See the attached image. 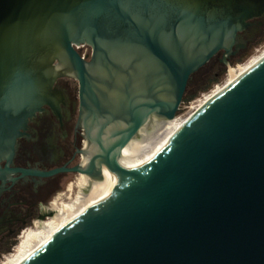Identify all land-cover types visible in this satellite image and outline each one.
Wrapping results in <instances>:
<instances>
[{"label": "water", "instance_id": "95a60500", "mask_svg": "<svg viewBox=\"0 0 264 264\" xmlns=\"http://www.w3.org/2000/svg\"><path fill=\"white\" fill-rule=\"evenodd\" d=\"M256 18L264 0H0V180L29 121L59 113L67 75L98 151L86 168L16 171L94 174L107 155L117 173L110 198L23 264H264V60L184 129L162 130L192 75Z\"/></svg>", "mask_w": 264, "mask_h": 264}, {"label": "flooded vegetation", "instance_id": "af4514ba", "mask_svg": "<svg viewBox=\"0 0 264 264\" xmlns=\"http://www.w3.org/2000/svg\"><path fill=\"white\" fill-rule=\"evenodd\" d=\"M251 24L246 31L240 33L241 38L237 39L230 55L221 51L205 65L213 62L204 78V85L210 80H219L232 60L243 58L254 45L264 39V19H253ZM77 51L82 57V53L88 51L84 59L90 60L92 55L90 46H80ZM72 78L74 77L67 75L57 80L55 86L65 96V102L60 104L59 113L45 106L43 112L37 113L29 121L26 135L18 141L16 155L9 165L10 171L5 180H0V248L12 245L10 241L16 239L24 227L32 224L34 218L55 211V208L61 205L64 194L55 200L52 198L63 188L67 175L71 174L64 172L51 177L24 176L16 170L48 172L62 167L69 169L78 167L83 163L81 157L85 150L83 147L87 139V130L81 121L80 103L77 108V101L71 96ZM75 83H78L76 79ZM6 164L7 162H3L1 165L5 168ZM43 204H49V207L41 206L37 210L39 205ZM39 224L41 221H36L33 229ZM28 231L30 232L31 229L25 230L20 239Z\"/></svg>", "mask_w": 264, "mask_h": 264}, {"label": "bare ground", "instance_id": "6f19581e", "mask_svg": "<svg viewBox=\"0 0 264 264\" xmlns=\"http://www.w3.org/2000/svg\"><path fill=\"white\" fill-rule=\"evenodd\" d=\"M263 60L264 51L254 58L238 76L234 77L223 86H217V89L206 96L205 99L195 103L196 105H193L192 110L186 116L180 119H175V117L164 121L162 123V130L164 132L173 133L184 129L201 111L219 98L225 91ZM96 134L97 132L94 126L89 131L88 135L92 141H89L88 138L85 140L83 147L85 148V150H83L85 160L81 165L82 168H86L90 165L91 156L98 151V146L95 141ZM92 164L94 174L82 173L85 180L78 189L75 200L70 204L60 207L49 219L44 221L39 220L41 224L37 226L38 231L29 232L17 250L16 256L4 264H23L65 228L106 201L115 193L117 187V173L112 169V162L108 156L98 155Z\"/></svg>", "mask_w": 264, "mask_h": 264}, {"label": "rangeland", "instance_id": "374dc122", "mask_svg": "<svg viewBox=\"0 0 264 264\" xmlns=\"http://www.w3.org/2000/svg\"><path fill=\"white\" fill-rule=\"evenodd\" d=\"M264 51V39L260 42H258L256 45H254L252 47V49L243 57L240 59H234L229 63V66H227L226 70L224 71L223 76L215 83L212 84V86L210 87L209 90L205 91L202 88L205 86L203 84L204 82V78L207 74V72L209 71L211 65L213 62H211L209 65L205 66L203 69H201L199 72H197L193 77L192 80L190 82V85L186 91V95H189L191 93H197V97L190 101V102H184V104L181 106V111L178 113V115L176 116L175 119H180L184 116H186L191 110L193 105H196L195 103H197L200 100H203L206 98V96H208L209 94H211L213 91H215L217 88V86H223L225 85L228 81H230L231 79H233L234 77L238 76L245 68L246 66L254 59L256 58L258 55L261 54V52ZM89 52H83L82 55L85 56L87 55ZM78 82V81H77ZM72 86H73V91L71 93L72 99L77 101V108H78V104H79V84L75 83V79L72 78L71 80ZM184 97V99H185ZM194 103V104H193ZM85 144V142H84ZM84 160V155L82 154L81 157V163ZM84 175L82 174H68L66 179H65V184L63 185V188L60 189L52 198V200L57 199L58 197H60L61 194L63 195V198L61 199V201H63L61 203V205H59L58 208H55V211L53 212H57L58 209L60 207H62L63 205H67L72 203L75 198H76V194L78 192V189L81 187V185L84 182ZM41 206L48 208L49 204H43V205H39V207L37 208V210H39L41 208ZM49 219V218H48ZM39 218H34L33 219V223L29 224L27 227H24L18 234V236L16 237V239L10 241L12 243V245H7V246H1L0 248V264H4L10 260H12L16 254H17V250L19 249L22 241L26 238V236L29 234V231L23 236V238L20 239V237L22 236L23 232L25 230H27L28 228L31 229L32 232H35L36 230L38 231L37 225L36 227L33 229V227L35 226V222L38 221ZM30 231V232H31ZM10 244V243H9ZM15 250V251H14ZM11 253H13L12 255H10Z\"/></svg>", "mask_w": 264, "mask_h": 264}, {"label": "trees", "instance_id": "16d2710c", "mask_svg": "<svg viewBox=\"0 0 264 264\" xmlns=\"http://www.w3.org/2000/svg\"><path fill=\"white\" fill-rule=\"evenodd\" d=\"M217 81H218L217 79L210 80L209 83L207 85H205L202 89L205 91L209 90L210 87L212 86V84L217 82ZM197 93L198 92L191 93V94L187 95L184 99V102H190V101L194 100L197 97ZM10 255H12V254H10Z\"/></svg>", "mask_w": 264, "mask_h": 264}, {"label": "built area", "instance_id": "2783aa9c", "mask_svg": "<svg viewBox=\"0 0 264 264\" xmlns=\"http://www.w3.org/2000/svg\"><path fill=\"white\" fill-rule=\"evenodd\" d=\"M77 48H79V47H77ZM83 57H84V56H83ZM183 104H184V103H183ZM183 104H182V105H183ZM193 104H194V103H193Z\"/></svg>", "mask_w": 264, "mask_h": 264}]
</instances>
